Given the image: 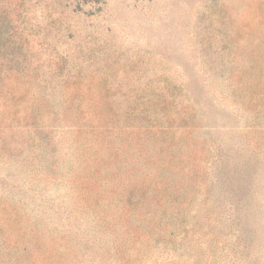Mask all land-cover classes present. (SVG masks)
<instances>
[{"label":"rangeland","instance_id":"rangeland-1","mask_svg":"<svg viewBox=\"0 0 264 264\" xmlns=\"http://www.w3.org/2000/svg\"><path fill=\"white\" fill-rule=\"evenodd\" d=\"M12 2L0 231L18 251L0 263L264 264V111L227 93L240 74L212 64L231 51L264 80V0ZM56 68L73 76L59 122L36 78ZM164 80L199 112L169 136ZM28 124L59 142L35 161L19 153Z\"/></svg>","mask_w":264,"mask_h":264},{"label":"trees","instance_id":"trees-1","mask_svg":"<svg viewBox=\"0 0 264 264\" xmlns=\"http://www.w3.org/2000/svg\"><path fill=\"white\" fill-rule=\"evenodd\" d=\"M56 1L63 2L65 0ZM106 1L107 0H77V3L101 6L105 4ZM14 5L15 4L12 2V0H0V51H2L8 45V49L10 50V53L12 52V54H14L15 51L19 50L21 47L19 44L16 43L15 32L12 31L10 33L6 31V27L13 24L15 20V15L12 13L11 10L13 8L12 6ZM7 33L10 34L8 38H6ZM226 39L227 48H229V50L230 48H234V40L230 37ZM218 58L220 60L215 59L214 61H212V64L218 63L221 67H223L220 68L223 71L232 70L233 73L236 72V74H240V81L237 87H226L225 91L233 95L235 93L237 94L238 92H249L252 97L256 95V98L253 100L255 101V105L253 108L255 112L254 115L259 119V117L264 111V80L258 74L256 75L254 71H252V73L248 72V68L251 67L247 66L246 64H240L238 61H241L242 59H238V55L232 56L231 51L220 54ZM229 65L232 68L226 67ZM65 69L66 68H56L49 73L43 74V76L38 75V77H36L37 79L42 78V82H39V85L43 83V86L40 87L42 89L44 99L46 100V102L49 103L48 106L52 109V113H54L53 115L55 118V122H59L61 120L60 116H63V107L60 108L59 111L57 110V112H54L57 109L58 104L66 103L62 98L63 94L61 91V87L69 86V84L72 83L71 79L73 78L71 71L65 72ZM212 69L215 70L216 68ZM18 71H20V68ZM9 72H12V70H0V100L2 97H4V92H10V94H13L16 88V86H13L12 88H9V91H4L2 88L4 79H8L11 77V74H9ZM242 76L244 77L242 78ZM243 82H246L245 85L239 88L240 84ZM162 90L164 91V94H166L162 98L163 112L164 117H166V120L164 123H162L160 132L164 135L169 136L176 116L179 118L186 119L188 117H193L194 114H199V112L195 107H193V105L191 106L182 104L183 102L181 100L183 99L181 98V96H184V94L181 88H178L177 86L166 80L165 87ZM70 128L75 129V131H70L72 133H78L81 129L76 124H70ZM105 133L111 134L110 130H107V132ZM105 133L103 132L104 135ZM259 133L264 134V128H262ZM20 134L23 147H19V150H21L19 151V153L23 156L26 155V159H31L32 161L38 160L39 157H43L44 155L46 156V150L48 149V147L54 148L59 143L58 141H56V132H54V130H41L39 128L31 127L30 124L23 128ZM14 150H16V148ZM22 203L24 204L23 201ZM38 224H42V219L38 220ZM2 238V232L0 231V259L5 255L9 256L8 260H11L10 258H13L17 254L18 248L15 245L10 246V244H8L7 241ZM2 250L6 251L3 252ZM8 260L0 264H8Z\"/></svg>","mask_w":264,"mask_h":264}]
</instances>
